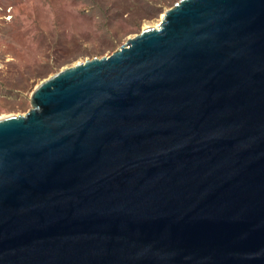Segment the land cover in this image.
<instances>
[{
	"label": "water",
	"instance_id": "obj_1",
	"mask_svg": "<svg viewBox=\"0 0 264 264\" xmlns=\"http://www.w3.org/2000/svg\"><path fill=\"white\" fill-rule=\"evenodd\" d=\"M0 118V264H264V0H177Z\"/></svg>",
	"mask_w": 264,
	"mask_h": 264
},
{
	"label": "rangeland",
	"instance_id": "obj_2",
	"mask_svg": "<svg viewBox=\"0 0 264 264\" xmlns=\"http://www.w3.org/2000/svg\"><path fill=\"white\" fill-rule=\"evenodd\" d=\"M177 0H0V117L30 108L35 85L63 67L102 57Z\"/></svg>",
	"mask_w": 264,
	"mask_h": 264
},
{
	"label": "bare ground",
	"instance_id": "obj_3",
	"mask_svg": "<svg viewBox=\"0 0 264 264\" xmlns=\"http://www.w3.org/2000/svg\"><path fill=\"white\" fill-rule=\"evenodd\" d=\"M1 118V117H0Z\"/></svg>",
	"mask_w": 264,
	"mask_h": 264
}]
</instances>
